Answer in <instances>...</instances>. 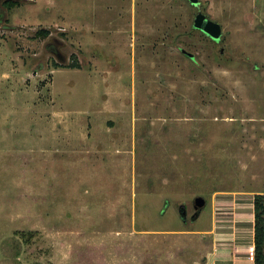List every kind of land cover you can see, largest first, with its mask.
I'll return each instance as SVG.
<instances>
[{
  "label": "rangeland",
  "instance_id": "1",
  "mask_svg": "<svg viewBox=\"0 0 264 264\" xmlns=\"http://www.w3.org/2000/svg\"><path fill=\"white\" fill-rule=\"evenodd\" d=\"M16 1L0 2V264H198L187 234L215 226L208 242L249 244L264 0ZM202 11L220 42L193 30Z\"/></svg>",
  "mask_w": 264,
  "mask_h": 264
},
{
  "label": "crops",
  "instance_id": "2",
  "mask_svg": "<svg viewBox=\"0 0 264 264\" xmlns=\"http://www.w3.org/2000/svg\"><path fill=\"white\" fill-rule=\"evenodd\" d=\"M199 219L200 217L194 223ZM254 226L249 244L236 242L235 238L237 236H234L232 233L226 238L216 237L218 240L214 239L208 242V236L211 235L210 237H213L214 234H221L217 226L213 227L210 231L196 230L189 232L191 234L188 233L187 235H192L199 245L204 247L202 251L208 258L207 260L203 259L204 261L202 262L198 260V264H254V261L249 256V247L254 244Z\"/></svg>",
  "mask_w": 264,
  "mask_h": 264
},
{
  "label": "trees",
  "instance_id": "3",
  "mask_svg": "<svg viewBox=\"0 0 264 264\" xmlns=\"http://www.w3.org/2000/svg\"><path fill=\"white\" fill-rule=\"evenodd\" d=\"M188 1L191 3V5L194 8L199 9L200 3L198 6H195L194 4H192L191 0H188ZM18 4H19V1H16V0H3L2 2V6L6 8V10H11L14 7H16ZM199 13L203 14V11L198 12V14ZM193 30H198L194 28V24H193ZM39 34L43 36H47L49 32L44 30L42 32H39ZM71 66L74 68H79L78 62L73 63ZM55 67H59V64H55ZM253 205H254V217H255L254 244H255V249H256L254 264H264V193H258L254 196ZM199 216H200V211L196 212L193 215L192 221H196L199 218Z\"/></svg>",
  "mask_w": 264,
  "mask_h": 264
},
{
  "label": "water",
  "instance_id": "4",
  "mask_svg": "<svg viewBox=\"0 0 264 264\" xmlns=\"http://www.w3.org/2000/svg\"><path fill=\"white\" fill-rule=\"evenodd\" d=\"M191 2L196 6L199 5V0H191ZM194 28L201 31L206 36L210 37L215 42H220L223 35V29L222 26L214 22L213 20H210L207 18L206 15L199 13L194 21ZM191 58H194L193 55H190ZM207 202L206 199L203 197H197L194 202V209L195 212H199L203 210V208L206 206ZM185 217V213H184ZM185 219V218H184Z\"/></svg>",
  "mask_w": 264,
  "mask_h": 264
},
{
  "label": "built area",
  "instance_id": "5",
  "mask_svg": "<svg viewBox=\"0 0 264 264\" xmlns=\"http://www.w3.org/2000/svg\"><path fill=\"white\" fill-rule=\"evenodd\" d=\"M255 253H256L255 244H252V245L249 247V256H250V259H251L252 261H254V259H255Z\"/></svg>",
  "mask_w": 264,
  "mask_h": 264
},
{
  "label": "flooded vegetation",
  "instance_id": "6",
  "mask_svg": "<svg viewBox=\"0 0 264 264\" xmlns=\"http://www.w3.org/2000/svg\"><path fill=\"white\" fill-rule=\"evenodd\" d=\"M0 2H1V0H0Z\"/></svg>",
  "mask_w": 264,
  "mask_h": 264
}]
</instances>
